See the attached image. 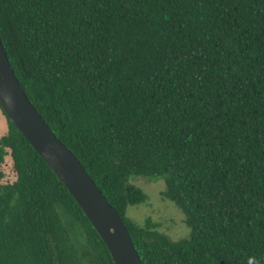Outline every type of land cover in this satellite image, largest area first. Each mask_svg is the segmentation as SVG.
<instances>
[{
	"label": "trees",
	"instance_id": "1",
	"mask_svg": "<svg viewBox=\"0 0 264 264\" xmlns=\"http://www.w3.org/2000/svg\"><path fill=\"white\" fill-rule=\"evenodd\" d=\"M24 91L123 218L143 264H264V0H0ZM0 264H115L8 118ZM10 151V152H9ZM163 179L189 239L127 217Z\"/></svg>",
	"mask_w": 264,
	"mask_h": 264
},
{
	"label": "water",
	"instance_id": "2",
	"mask_svg": "<svg viewBox=\"0 0 264 264\" xmlns=\"http://www.w3.org/2000/svg\"><path fill=\"white\" fill-rule=\"evenodd\" d=\"M0 104L81 206L107 245L114 263L143 264L119 212L27 96L6 54L1 36Z\"/></svg>",
	"mask_w": 264,
	"mask_h": 264
},
{
	"label": "rangeland",
	"instance_id": "3",
	"mask_svg": "<svg viewBox=\"0 0 264 264\" xmlns=\"http://www.w3.org/2000/svg\"><path fill=\"white\" fill-rule=\"evenodd\" d=\"M8 133V121L0 111V139ZM10 152V151H9ZM17 180V173L11 155L0 164V183L11 184ZM131 184L140 188L146 195L143 204L129 207L127 217L141 227H148L166 235L172 241L189 239L191 229L187 225L183 211L163 196L166 183L163 179L151 181L146 177L134 178Z\"/></svg>",
	"mask_w": 264,
	"mask_h": 264
}]
</instances>
